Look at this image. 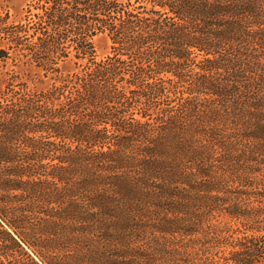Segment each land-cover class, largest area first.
<instances>
[{
  "label": "trees",
  "instance_id": "16d2710c",
  "mask_svg": "<svg viewBox=\"0 0 264 264\" xmlns=\"http://www.w3.org/2000/svg\"><path fill=\"white\" fill-rule=\"evenodd\" d=\"M26 6L0 60L51 82L0 92V264H264V0Z\"/></svg>",
  "mask_w": 264,
  "mask_h": 264
},
{
  "label": "rangeland",
  "instance_id": "374dc122",
  "mask_svg": "<svg viewBox=\"0 0 264 264\" xmlns=\"http://www.w3.org/2000/svg\"><path fill=\"white\" fill-rule=\"evenodd\" d=\"M29 0H0V10L8 11L12 20L23 18L26 10V5ZM97 52L100 56L108 51V41L101 36L95 37ZM13 73L19 74L22 80L27 81L29 86L36 89L46 87L50 82L49 77H42L39 73L29 65L22 62L12 64L9 59L6 62L0 60V92L5 88V85Z\"/></svg>",
  "mask_w": 264,
  "mask_h": 264
}]
</instances>
